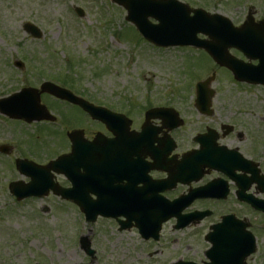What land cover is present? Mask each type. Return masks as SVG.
Instances as JSON below:
<instances>
[{
  "label": "rangeland",
  "instance_id": "obj_1",
  "mask_svg": "<svg viewBox=\"0 0 264 264\" xmlns=\"http://www.w3.org/2000/svg\"><path fill=\"white\" fill-rule=\"evenodd\" d=\"M180 1L191 8L221 14L234 26L243 23L249 9L255 21L264 20V0ZM76 8L82 10L83 18L75 14ZM125 16V10L109 0H0V98L22 87L38 86L40 82L33 77H39L38 70L43 69L47 75H72L74 90L91 100L82 98L108 109L130 108L136 112L139 108L145 111L150 106H169L186 122L181 132L185 139L202 125L228 121L240 104L248 110L256 105L251 123L264 112L262 91L240 92L231 84V75L216 69L202 51L153 47L140 38ZM25 23L36 26L42 37L37 40L26 34ZM230 54L241 56L234 50ZM15 61L23 63L22 71L15 69ZM69 63L73 70L68 71ZM213 72V115L200 116L194 107L195 84ZM244 96L257 97L259 103L252 98L251 103L244 104ZM51 100L43 96L41 101L54 114L62 110L72 115L74 122L83 121L75 108H49ZM36 129L22 130L34 137ZM181 146L188 147L185 141ZM27 204L13 209L7 188L0 183V264H172L169 262L178 258L196 262L204 258L206 245L199 241L198 231L174 232L173 222L163 226L158 243L145 242L135 231L118 233L99 224L88 225L73 211L51 207L50 201ZM43 207L50 208L47 214L42 212ZM86 234L96 251L93 262L85 257L77 241L78 236ZM256 252L247 264H264V232L259 235Z\"/></svg>",
  "mask_w": 264,
  "mask_h": 264
},
{
  "label": "flooded vegetation",
  "instance_id": "obj_2",
  "mask_svg": "<svg viewBox=\"0 0 264 264\" xmlns=\"http://www.w3.org/2000/svg\"><path fill=\"white\" fill-rule=\"evenodd\" d=\"M231 84L244 94H249V90H260L264 93V86L234 80ZM70 88L72 89V86ZM43 96L53 99L52 103L48 104L49 108L52 109L55 105L65 110L66 107L75 108L80 112L83 121L74 122L73 116L62 110L55 114L50 111L54 117L53 121L32 124L0 114L3 128L0 131V183L6 184L7 189L11 183L28 184L32 179L42 177L41 175L46 177V174L61 188L69 189L72 185L68 178L72 174L78 183L77 189L80 187L83 190L87 187L90 200H95L94 195L103 194L107 185H112L109 188L110 194L119 195L122 193L119 191L121 188L132 183H136L134 188L140 189L143 195L150 196L153 195L152 191L158 188L157 183L167 179L162 191L156 194L174 199L189 190L180 183L175 184L177 175L180 172L193 175L198 172L202 190L209 183L216 184L210 191H205L204 195H226L225 198H208L197 202L200 212H209L197 226L200 228L197 233L199 241L208 246L207 235L226 215L244 221L247 224L246 229L255 237L263 232L264 210L252 206L248 199L264 202V112L257 114L255 122L249 121L254 119L250 116L255 113L253 109L256 105L248 110L240 104L239 110L234 111L228 121L202 125L198 132L187 135L185 139L186 136L181 135L186 125L184 118L183 126L173 129L168 123L173 117L169 115H159L158 119L149 118L146 121L145 112L150 108L145 111H140L139 108L136 112L129 111L130 108L113 109L114 113L124 116L126 120L113 119V126H107L76 106L48 94H41V100ZM252 98L259 103L257 97L253 96H244L243 103H251ZM159 107L169 106L159 105L151 108ZM212 115L213 112L208 117ZM25 127L37 128V135L29 137L22 130ZM72 131H79L81 139L87 141L89 147L85 152L76 154L75 167L69 169L68 166H63L59 170H49V163L71 153L72 145L67 133ZM198 138L201 145L195 142ZM53 139V143L49 142ZM183 141L188 146L186 149H181ZM207 145L213 146V150L208 154ZM196 147H201V158H216L214 163L206 165L203 161L197 167L182 169L178 162ZM80 157L82 162L78 160ZM19 160L31 165L19 167ZM86 161H89L88 165L84 164ZM7 192L13 209L29 206V201H38L33 198L18 201L9 190ZM81 194L84 195V192ZM45 200H50L53 204L60 201V210L77 214L80 212L75 202L63 201L52 194L39 201ZM258 219L259 222L256 223ZM99 221H107L114 225V231L118 230L114 221L98 219L96 222ZM257 232L260 233L257 235Z\"/></svg>",
  "mask_w": 264,
  "mask_h": 264
},
{
  "label": "water",
  "instance_id": "obj_3",
  "mask_svg": "<svg viewBox=\"0 0 264 264\" xmlns=\"http://www.w3.org/2000/svg\"><path fill=\"white\" fill-rule=\"evenodd\" d=\"M111 1L122 6L127 11L126 21L133 24L146 40L156 46H193L204 49L218 65L231 70L236 80L264 84V22L254 23L251 11L245 22L239 28H235L228 19L221 15H209L200 9L190 10L177 0ZM76 12L82 16V11L77 9ZM149 19L155 20L157 24H152ZM24 30L33 37H40L38 30L31 25L25 24ZM198 34L207 36L209 40H199ZM228 48L238 49L246 57L258 59L259 64L252 67L229 57ZM211 81L212 78L198 85L196 106L201 112H205L210 105L213 93L208 91L206 86ZM41 92H47L61 100L78 105L88 113L96 111L92 105L74 97L64 89L47 84L42 86ZM0 111L27 122L51 119L46 109L40 105L39 96L29 89H24L8 99L0 100ZM74 135L71 134L70 138L72 139ZM74 143L78 142L74 141ZM57 164L59 162L51 165ZM48 184L49 182L46 184L43 182V187ZM28 191L33 190L29 188ZM25 196H40V193L35 191ZM62 196L70 198L69 195ZM159 207L161 212L165 213L166 208ZM173 208L176 212L179 211L176 205L169 206V209ZM225 224H229V221ZM159 230V226L154 229L140 226V233L145 238L149 236L157 238ZM222 239V242H219V239L212 242L213 248L207 255L212 260V264H244V259L252 252V239L236 241L230 236H223Z\"/></svg>",
  "mask_w": 264,
  "mask_h": 264
}]
</instances>
